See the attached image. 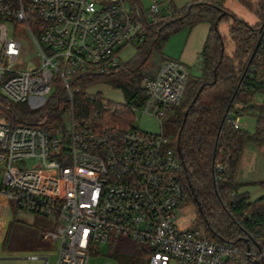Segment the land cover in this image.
Instances as JSON below:
<instances>
[{
  "label": "built area",
  "instance_id": "2783aa9c",
  "mask_svg": "<svg viewBox=\"0 0 264 264\" xmlns=\"http://www.w3.org/2000/svg\"><path fill=\"white\" fill-rule=\"evenodd\" d=\"M159 15V0H152L148 11L136 8L133 0H0V95L44 106L62 89L66 99L59 113L71 116L70 124H61L59 137L41 126L13 125L0 114V196L58 222L56 232L44 234L59 242L56 264H89L100 243L120 238L145 247L147 264H225L241 253L197 227L175 223L189 187L181 154L163 129L149 133L135 126H103L106 100L90 119L76 114L81 81L117 72L123 48L142 40L149 16ZM20 27L32 38L39 66L16 68L26 62ZM189 75L184 62L165 60L142 83L146 100L132 107L135 115L149 114L155 106L154 116L163 126L166 115L181 106ZM244 107L236 103L228 112L236 129L245 127ZM217 170L223 172L224 166L217 164ZM49 251L32 252L27 259L49 264ZM259 254L264 258V251Z\"/></svg>",
  "mask_w": 264,
  "mask_h": 264
},
{
  "label": "trees",
  "instance_id": "16d2710c",
  "mask_svg": "<svg viewBox=\"0 0 264 264\" xmlns=\"http://www.w3.org/2000/svg\"><path fill=\"white\" fill-rule=\"evenodd\" d=\"M239 1L258 16V23L251 25L228 11L223 0H195L180 9L170 2L171 15L152 16L143 39L136 43L137 57L123 63L117 72L106 75L114 87L122 90L126 104L107 100L108 108L101 110L100 121L103 126H133L132 107H142L146 100L139 78L141 68L154 53L162 52L173 34L201 22L210 23V33L201 53L203 75L195 80L187 100L176 109L177 132L171 144L183 159L188 202L197 208L198 226L205 229L209 239L233 244L241 250L225 264H257L258 261L264 264L259 254L264 251V196L251 200L250 193L241 188L254 182L236 181L245 145L254 142L264 146V104L254 102L257 92L264 93V40L249 64L264 32V0ZM133 2L136 8H143L140 0ZM230 18L233 22L229 36L235 47L231 53L219 30V23ZM91 82V78L82 80L83 91L75 94L79 118L90 119L104 100L99 94L94 99L87 96L85 90ZM65 99L64 90L59 89L41 109L34 110L27 102H11L0 95V114L13 125L47 129L48 124L61 122L59 107ZM236 103L244 104V111L256 113L253 133L236 129L230 122L228 112ZM217 164L224 166L223 172H218ZM138 248L132 256L118 257L120 264H146L141 255L147 249Z\"/></svg>",
  "mask_w": 264,
  "mask_h": 264
},
{
  "label": "rangeland",
  "instance_id": "374dc122",
  "mask_svg": "<svg viewBox=\"0 0 264 264\" xmlns=\"http://www.w3.org/2000/svg\"><path fill=\"white\" fill-rule=\"evenodd\" d=\"M160 2L162 4L168 2L169 5L171 2L176 6V3L182 5L184 0H160ZM140 3L143 9L145 11H148L151 6L152 0H140ZM223 6L228 11L244 19L251 25H254L260 21L258 16L239 0H223ZM149 17L150 19H152V16ZM232 22L233 19L230 18L219 23V30L225 37V41L227 42V49H229L230 51L234 49V45L231 42L229 36V26ZM18 34L20 35V41L23 45L24 59L26 62L22 65L16 66V68L24 69L30 63H34L35 65L39 66L41 64V59L30 34L24 27H20L18 29ZM135 57H137L136 43L133 45L129 44L125 46L120 55V58L124 63L133 61ZM165 58L166 57L162 53H154L150 57L146 65L142 67L139 72V78L141 79L142 83L144 82L145 78L156 75L158 73L162 65L161 62ZM196 79L197 78L195 77L193 72L190 71V75L184 90L182 103L187 100L188 96L190 95ZM91 80L92 82L89 83V85L86 87L87 93L94 95L99 94L106 101L108 100L116 103L126 104V99L122 90L114 87V85L110 81L109 76H92ZM7 100L10 101V99ZM254 102L257 104H264V93L257 92L254 98ZM31 107L34 110H38L43 106L31 105ZM176 109L177 108L173 109L166 115V117L162 121L163 126L160 125V122L154 116L157 111V108L155 106L151 108V113L149 114L143 111H138L136 112L135 119L133 120V126L149 133H160L163 129L165 135L173 139L177 132V126L175 124V121L177 119ZM245 112L246 115L242 117V123L246 124L244 130L253 133L255 130L256 116L253 113H248V110H246ZM61 122L58 121L48 124L47 129L51 135H57L60 137L58 131L62 130L61 124H70L71 116L64 113ZM247 144L244 147V149L247 150L245 151V156L242 159V163L240 166L241 168L239 169L240 171H238L237 179L241 182H254V184L243 186L241 190L249 192L251 200H256L264 196V184L260 183L264 182V146L256 144L254 142H248ZM254 157H256V161L252 163L251 159ZM33 163L34 162L30 161V165H32ZM11 203L15 209V212L17 213V219L10 233L9 247L22 251L35 250L38 247H40L41 250H50L47 253L49 264H56V252L59 246V242H51L44 239V234L49 231L56 232L58 222L53 217L37 216L27 210L18 208L13 201ZM175 214V223L179 228L197 227L200 229L202 234H205V229L202 226H198L199 222L197 208L193 202H184L175 211ZM25 216L34 219L33 225H31V222V224L29 223ZM138 246L139 245L130 238H120L118 241L112 243H100L99 246L92 252L89 259V264H120L118 257H128L134 255L136 251H139ZM28 253L25 252L20 254L18 256L20 257L18 263L41 264L40 262H32L26 259V257H28ZM141 258L142 261L147 264L148 260L150 259V255L146 253L144 255H141ZM171 264L177 263L172 262Z\"/></svg>",
  "mask_w": 264,
  "mask_h": 264
},
{
  "label": "crops",
  "instance_id": "0c3cea01",
  "mask_svg": "<svg viewBox=\"0 0 264 264\" xmlns=\"http://www.w3.org/2000/svg\"><path fill=\"white\" fill-rule=\"evenodd\" d=\"M193 1L195 0H184L182 5H179L176 2L175 3H176V7L180 9L192 3ZM167 4L168 2L163 4L161 3L163 15L172 14V10H171V14H169L168 9L170 8V5L168 4L167 6ZM210 29H211L210 23L201 22L193 27H185L179 32L173 34L163 46L161 53L166 58L161 62V64L168 59L180 60L188 66L189 70L193 72L196 78H200L203 75V71L201 67L202 66L201 53L205 45V42L209 36ZM227 50L230 53L234 51V49L232 51H230L229 49ZM248 111H249L248 113L250 114L253 113L256 116V113H254L253 111L250 110ZM246 150L247 149H244V152L242 154V158L239 164V169L241 168L240 166L242 163V159L245 156ZM255 161H256V157L251 159L252 163H254ZM239 169L238 171H240ZM237 178H238V173H237ZM237 178L236 181L238 183H249V181H245V182L238 181ZM16 214L17 213L15 212L12 203L9 200H7L3 195H1L0 196V264H20L18 263V260H20V257L18 256L20 254L25 252L32 253L41 250L40 247L36 248L35 250H26V251L16 250L9 247L10 233L17 219ZM25 217L29 221V223L31 222L32 224L31 223L30 224L33 225L34 219L28 216ZM30 253H28V255Z\"/></svg>",
  "mask_w": 264,
  "mask_h": 264
},
{
  "label": "water",
  "instance_id": "95a60500",
  "mask_svg": "<svg viewBox=\"0 0 264 264\" xmlns=\"http://www.w3.org/2000/svg\"><path fill=\"white\" fill-rule=\"evenodd\" d=\"M223 13H227V11H224ZM263 37H264V32L262 33V35H261V37L259 38V41H258V43H257V45H256V47H255V49H254V51H253V54H252V56H251V58H250V60H249V64L251 63V61L253 60V58L255 57V55H256V53H257V51L259 50V48H260V46H261V43H262V41H263ZM247 69H248V66H247ZM198 96V95H197ZM248 252H250V248H248ZM260 251H261V249H260ZM262 252V251H261ZM250 255V254H249ZM257 264H260L259 263V261L257 262Z\"/></svg>",
  "mask_w": 264,
  "mask_h": 264
}]
</instances>
